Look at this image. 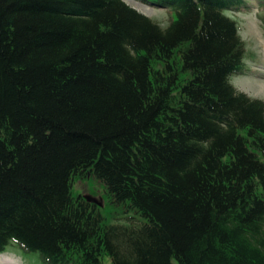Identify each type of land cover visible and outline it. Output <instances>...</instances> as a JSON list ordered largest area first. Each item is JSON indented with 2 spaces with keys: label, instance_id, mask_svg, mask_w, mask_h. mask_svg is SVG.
Instances as JSON below:
<instances>
[{
  "label": "trees",
  "instance_id": "trees-1",
  "mask_svg": "<svg viewBox=\"0 0 264 264\" xmlns=\"http://www.w3.org/2000/svg\"><path fill=\"white\" fill-rule=\"evenodd\" d=\"M0 0V253L264 264V102L237 91L251 0ZM264 4V0H254ZM260 4V5H262ZM94 176L139 219L73 196Z\"/></svg>",
  "mask_w": 264,
  "mask_h": 264
},
{
  "label": "rangeland",
  "instance_id": "rangeland-1",
  "mask_svg": "<svg viewBox=\"0 0 264 264\" xmlns=\"http://www.w3.org/2000/svg\"><path fill=\"white\" fill-rule=\"evenodd\" d=\"M127 5L155 21L160 27H166L170 16L174 14L140 0H123ZM251 0L245 10L225 11L224 15L235 21L238 35L244 45V72L230 77L231 85L239 92L253 99L264 102V4ZM73 196H80L95 204L106 223L127 225L129 218L139 219L124 212L121 207L110 204L101 182L94 176L76 177L71 184ZM0 264H39L36 257L24 256L15 246H10L0 253Z\"/></svg>",
  "mask_w": 264,
  "mask_h": 264
},
{
  "label": "bare ground",
  "instance_id": "bare-ground-1",
  "mask_svg": "<svg viewBox=\"0 0 264 264\" xmlns=\"http://www.w3.org/2000/svg\"><path fill=\"white\" fill-rule=\"evenodd\" d=\"M0 256H2V255H0Z\"/></svg>",
  "mask_w": 264,
  "mask_h": 264
}]
</instances>
